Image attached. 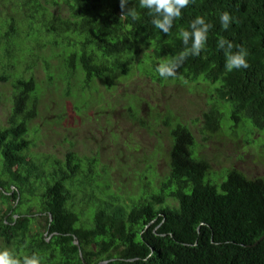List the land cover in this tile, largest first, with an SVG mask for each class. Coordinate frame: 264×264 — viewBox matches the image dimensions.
<instances>
[{
  "label": "trees",
  "instance_id": "1",
  "mask_svg": "<svg viewBox=\"0 0 264 264\" xmlns=\"http://www.w3.org/2000/svg\"><path fill=\"white\" fill-rule=\"evenodd\" d=\"M15 6L35 27L40 47L60 40L71 48L61 59L69 95L83 75L88 84L108 73L129 75L142 49L159 60L177 56L186 47L180 29L191 31L203 16L212 28L200 55H189L175 77L157 80L212 85L224 106L203 112L199 132L213 133L226 119L264 131V0H192L167 34L139 0L128 5L136 20L127 12L120 17L119 0H17ZM224 11L233 18L227 30L219 19ZM17 33L9 17V45ZM220 37L232 41L233 51L247 50L248 68L226 70ZM17 84L8 125L0 127V240L7 249L20 257L37 253L42 264H264V177L224 168L226 179L215 172L216 181L198 153L195 129L168 114L161 116L171 138L168 172L156 185L149 170L140 194L121 201L109 179L98 181L102 172L85 169L73 151L65 161L30 155L37 105L31 80Z\"/></svg>",
  "mask_w": 264,
  "mask_h": 264
},
{
  "label": "rangeland",
  "instance_id": "2",
  "mask_svg": "<svg viewBox=\"0 0 264 264\" xmlns=\"http://www.w3.org/2000/svg\"><path fill=\"white\" fill-rule=\"evenodd\" d=\"M16 1L0 0V127L8 125L17 82L31 80L37 115L29 123L30 155L65 161L73 151L85 169L102 172L98 181L109 179V189L129 202L140 194L149 170L155 171L156 185L168 172L171 138L161 116L171 114L195 129L198 153L209 162L216 181L215 172L224 168H236L250 178L264 177V131L249 129V124L233 127L226 119L213 133L199 132L203 112L223 108V102H217L212 85L202 79L161 84L156 69L163 60L148 57L151 50L140 51L129 75L108 73L90 84L83 75L78 81L84 89L76 82L69 95L61 59L71 48L60 40L40 47L35 27L15 8ZM9 17H14L18 29L10 45L5 39ZM219 174L226 179L228 171Z\"/></svg>",
  "mask_w": 264,
  "mask_h": 264
},
{
  "label": "clouds",
  "instance_id": "3",
  "mask_svg": "<svg viewBox=\"0 0 264 264\" xmlns=\"http://www.w3.org/2000/svg\"><path fill=\"white\" fill-rule=\"evenodd\" d=\"M192 0H139V6L142 9H148V14L152 16V24L167 34L173 25V21L180 18L182 9L188 6ZM121 9V18L127 12L133 20L139 19V15L135 8H129V0H119ZM220 23L223 29L227 30L233 21L230 13L224 11L220 14ZM191 31L183 28L179 31V36L186 46L177 56L161 61L156 71L163 78L175 77L178 69L181 68L183 62L189 55L198 56L204 49L207 42L208 33L212 28V24L206 22L203 16L196 17L190 24ZM192 44L188 47L189 40ZM218 48L224 51L226 58L225 68L227 71L233 69L248 68L247 50L241 45L233 51L234 44L232 41L220 37L218 39ZM0 264H42V257L37 253L31 255H16L13 251L5 248L0 250Z\"/></svg>",
  "mask_w": 264,
  "mask_h": 264
},
{
  "label": "water",
  "instance_id": "4",
  "mask_svg": "<svg viewBox=\"0 0 264 264\" xmlns=\"http://www.w3.org/2000/svg\"><path fill=\"white\" fill-rule=\"evenodd\" d=\"M76 244H79V242H78V239L77 238H75V241H74ZM81 254V256H82V253H80ZM107 263V261H103V262H101V263H99V264H106Z\"/></svg>",
  "mask_w": 264,
  "mask_h": 264
}]
</instances>
